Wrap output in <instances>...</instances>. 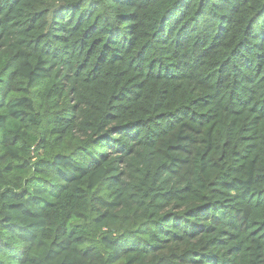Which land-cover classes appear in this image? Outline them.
<instances>
[{"label":"trees","instance_id":"trees-1","mask_svg":"<svg viewBox=\"0 0 264 264\" xmlns=\"http://www.w3.org/2000/svg\"><path fill=\"white\" fill-rule=\"evenodd\" d=\"M0 264H264V0H0Z\"/></svg>","mask_w":264,"mask_h":264}]
</instances>
